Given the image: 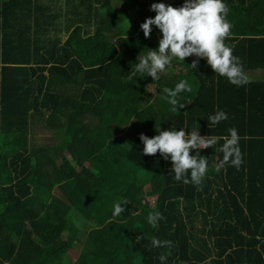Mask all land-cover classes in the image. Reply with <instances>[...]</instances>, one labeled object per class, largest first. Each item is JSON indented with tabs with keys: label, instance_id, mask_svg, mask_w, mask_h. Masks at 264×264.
<instances>
[{
	"label": "trees",
	"instance_id": "obj_1",
	"mask_svg": "<svg viewBox=\"0 0 264 264\" xmlns=\"http://www.w3.org/2000/svg\"><path fill=\"white\" fill-rule=\"evenodd\" d=\"M109 1L96 10L88 0L72 3L90 30L77 28L61 45L48 39L58 9L0 0V264H162L161 254L164 264H264V79L237 87L204 58L190 67L192 56L171 59L165 70L179 67L174 77L130 83L131 64L156 49L161 34L153 26L150 39L134 35L123 18L154 17L152 3L179 8L184 0L118 8ZM222 2L232 25L226 46L247 77L264 71V0ZM180 80L190 91L174 112L162 89ZM217 110L228 119L210 129L207 117ZM197 123L202 136L236 128L243 153L237 169L221 167L223 154L211 147L200 151L208 168L199 188L172 179L171 160L143 155L139 139L158 135L155 125L187 133ZM44 131L46 140L31 138ZM122 201L125 211L113 217ZM155 211L164 219L150 224ZM153 239L172 243L154 248Z\"/></svg>",
	"mask_w": 264,
	"mask_h": 264
},
{
	"label": "clouds",
	"instance_id": "obj_2",
	"mask_svg": "<svg viewBox=\"0 0 264 264\" xmlns=\"http://www.w3.org/2000/svg\"><path fill=\"white\" fill-rule=\"evenodd\" d=\"M150 11L155 12L156 15L146 18L140 25V29L144 37L150 39L153 26H155L161 38L156 49H148L147 55L140 53L136 57V62L131 64L130 83H135L133 78L137 76L143 78L150 76L153 81H159L160 74L165 75L169 71L167 68L165 70V67L173 57L179 58L184 63L186 57L192 56L196 59L189 66L194 69H197L199 60L204 58L215 74L226 78L229 83L240 87L249 82L240 58L234 57L232 49L225 44V38L228 37L232 25L226 19L230 9L222 0H184L179 8L171 4L152 3ZM174 76L176 75H170V77ZM185 91H190L188 82L180 80L174 89L163 88L161 98L172 106V111H179L185 107V104L180 103L178 97ZM207 119L211 129L221 121L227 120L228 116L223 110H217ZM185 129L180 128L177 131L172 127L171 130H161L160 125H155L158 135L148 137L141 133L139 139L144 145L143 155L154 156L160 153L165 161L170 159L172 162L169 173L172 179L185 184L191 183L198 188L208 168V159L200 155V151L204 149L211 147L223 154L221 167L228 165L240 168L243 163V153L239 147L240 137L236 128H229V135L223 138L214 135H200L198 123L196 128L187 133ZM221 139L223 143L217 147ZM124 145L131 148L128 143ZM191 150H196V154L191 155ZM122 204L126 205L127 201L114 205L113 217H119L125 211L121 207ZM162 219L164 217L159 211L151 212L147 216L150 224H155ZM136 239L139 242L143 236H138ZM150 243L155 248L171 246L172 242L153 239ZM166 259L164 254L159 256L162 264Z\"/></svg>",
	"mask_w": 264,
	"mask_h": 264
},
{
	"label": "rangeland",
	"instance_id": "obj_3",
	"mask_svg": "<svg viewBox=\"0 0 264 264\" xmlns=\"http://www.w3.org/2000/svg\"><path fill=\"white\" fill-rule=\"evenodd\" d=\"M168 1L173 2L174 0H168ZM104 2H105V0H88V3L85 4V6H89L92 9H95L94 7H96V9H98V7H101L102 5H104ZM131 2H132L131 0H110L108 3V6L111 8H114V7L118 8L120 6H124L125 3H128L129 6L131 7ZM175 2H176V0H175ZM73 4H75V3H73ZM73 4H71L70 7L63 6L62 8L57 10V12H56L57 15L64 14V16L58 17L56 20L53 21V24L50 25L49 31H48V39L49 38L58 39L60 44L63 45L68 41L71 33L74 32L77 28L82 29L83 35H85L87 33V31L90 30V24H88L87 22H81V21H83L81 19V17L73 14L74 12L78 11V8H74ZM134 10L139 11V7L138 6L134 7ZM103 12H107L106 7H103ZM94 13H95V11H94ZM149 15H150L149 13L146 14V16H149ZM132 17L133 18L131 19L130 17L125 16L123 18L124 22L127 24L128 23L130 24V26L128 24L129 29L130 30L133 29L134 35H142L143 31L140 29V25L144 22L146 17H144V15H142L141 12L138 15L137 14L133 15V13H132ZM150 17H151V15H150ZM91 20H92L91 23H93L95 21L94 15H93ZM133 21H135L134 24H133ZM71 22H76V23L71 24ZM91 29L95 30L96 26L94 24H92ZM128 32H129V30L126 31V29H125L124 30L125 34L123 33V36L124 35L129 36ZM130 72H131V70L128 71L126 74L129 75ZM179 73H180L179 67H173L172 72L170 73V70H169L165 75H167V76L178 75ZM248 78L251 81L260 82V81H262V79H264V71L251 72L248 75ZM45 135L48 136V131L38 132V133L32 134L31 138L32 137L35 138L36 141H39L41 138L44 141L47 139L46 137H43ZM150 201L153 204L154 198H151ZM78 215H79L78 213H75V217ZM76 224L78 226H80L79 223L76 222ZM88 224L89 225L92 224L94 226L95 222L91 221V222H88ZM93 226H91V227H93ZM76 257H77L76 254L71 252L70 255L68 256L69 262H74L76 260Z\"/></svg>",
	"mask_w": 264,
	"mask_h": 264
},
{
	"label": "crops",
	"instance_id": "obj_4",
	"mask_svg": "<svg viewBox=\"0 0 264 264\" xmlns=\"http://www.w3.org/2000/svg\"><path fill=\"white\" fill-rule=\"evenodd\" d=\"M39 1H40L39 4H45L46 6H49L50 10L52 11L55 9H60L63 6H67L68 2H70V4L75 3V4H79L80 6H82V3L86 2L87 0H39ZM39 1L34 0V4L38 5ZM38 6H40V5H38ZM51 13L55 15L54 12H51ZM63 16H64V14L59 15V17H63ZM56 18H58V17H56Z\"/></svg>",
	"mask_w": 264,
	"mask_h": 264
}]
</instances>
